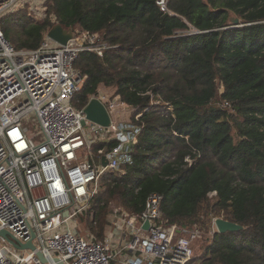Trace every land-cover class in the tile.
<instances>
[{"label": "trees", "instance_id": "obj_1", "mask_svg": "<svg viewBox=\"0 0 264 264\" xmlns=\"http://www.w3.org/2000/svg\"><path fill=\"white\" fill-rule=\"evenodd\" d=\"M158 1L48 0L46 18L21 8L0 21L17 49L39 48L56 23L101 33L111 48L79 53L87 81L74 104L114 88L142 128L132 163L102 177L78 233L103 241L114 203L138 216L156 191L166 224L203 231L192 262L264 264V0ZM214 217L246 228L212 234Z\"/></svg>", "mask_w": 264, "mask_h": 264}, {"label": "built area", "instance_id": "obj_2", "mask_svg": "<svg viewBox=\"0 0 264 264\" xmlns=\"http://www.w3.org/2000/svg\"><path fill=\"white\" fill-rule=\"evenodd\" d=\"M47 1L0 0V21L27 4L32 19L46 18ZM158 4L167 10V0ZM74 31L66 45L47 34L39 48L17 49L0 25V230H8L22 243L33 240L36 246L24 249V254L0 236V264H59L55 257L66 264H112L119 241L140 254L124 264L192 263L194 244L203 231L197 225L166 224L164 195L156 191L148 195L138 216L115 209V228L103 241L78 233L76 219L91 208L102 177L108 172L124 174L132 163V146L142 128L132 120H117L119 106L129 105L101 87L89 102L97 98L106 106L110 126L88 120L87 105L74 104L87 81V75L75 67L79 53L103 56L111 48L101 33ZM35 121L41 141L28 126ZM112 140L118 142L112 149L95 150L97 143ZM216 218L212 234L217 232ZM147 220L148 229L143 227ZM117 230L125 238L115 236Z\"/></svg>", "mask_w": 264, "mask_h": 264}, {"label": "water", "instance_id": "obj_3", "mask_svg": "<svg viewBox=\"0 0 264 264\" xmlns=\"http://www.w3.org/2000/svg\"><path fill=\"white\" fill-rule=\"evenodd\" d=\"M234 22H239V19L236 17L233 18ZM76 33L73 29H66L62 26L61 23L54 24L51 29L48 31V36L59 44L66 45L67 42L75 37ZM87 119L97 123L99 125L108 127L111 125V115L107 110L106 106L97 98H93L84 109ZM105 162V161H104ZM103 162V163H104ZM106 164V162L104 163ZM215 224L217 227V232L226 233V232H236L245 229L246 227L240 225L236 222L229 221L225 218L218 217L215 219ZM143 227L148 229L150 227V222L147 220ZM0 236L5 237L15 248L17 249H35V244L33 240H30L26 243H22L17 240L8 230H0ZM35 233H33V238ZM38 256L43 262H47V259L44 257L43 253L38 252ZM55 261L59 264H66L60 258L55 257Z\"/></svg>", "mask_w": 264, "mask_h": 264}, {"label": "rangeland", "instance_id": "obj_4", "mask_svg": "<svg viewBox=\"0 0 264 264\" xmlns=\"http://www.w3.org/2000/svg\"><path fill=\"white\" fill-rule=\"evenodd\" d=\"M30 5L27 4V9H29ZM235 17V16H234ZM106 41V40H105ZM107 42V41H106ZM51 45H54L52 42H50ZM221 86V84H220ZM103 90L108 91L110 94H114L115 89L114 88H110V87H101ZM119 113L117 115V120H124L125 122H130L131 121V116L133 113V109L129 106H119ZM28 126L30 128V130L33 132V134L36 136V139L38 141L42 140V131L40 129V127L38 126V124L35 122H28ZM113 208L115 209H120L118 207V205L116 203L113 204ZM115 214V211H114ZM115 218V216H114ZM83 222V221H82ZM81 229L84 232V225H81ZM205 244L204 241H197L194 244V249H195V256L196 254H198L199 256L201 255L203 248L202 245ZM19 252H23L24 254H26V250H20ZM190 264H200L198 261H194Z\"/></svg>", "mask_w": 264, "mask_h": 264}, {"label": "crops", "instance_id": "obj_5", "mask_svg": "<svg viewBox=\"0 0 264 264\" xmlns=\"http://www.w3.org/2000/svg\"><path fill=\"white\" fill-rule=\"evenodd\" d=\"M78 219H76V223ZM79 225V223H78ZM78 231V230H77ZM112 231H110L109 233H111ZM115 236H120V234H122V232L120 230H117L116 232H114ZM125 236H120L119 238H122ZM123 241V240H122ZM122 242H117V244H115V247L113 248V253H115V258L112 261V264H124L125 261H127L130 258H135L140 256L139 253L137 252H130L128 249L123 248V245L121 244ZM144 264H148V263H144Z\"/></svg>", "mask_w": 264, "mask_h": 264}]
</instances>
